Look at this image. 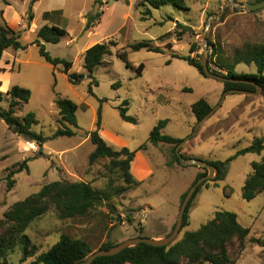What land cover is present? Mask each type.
I'll return each mask as SVG.
<instances>
[{"label":"rangeland","instance_id":"rangeland-1","mask_svg":"<svg viewBox=\"0 0 264 264\" xmlns=\"http://www.w3.org/2000/svg\"><path fill=\"white\" fill-rule=\"evenodd\" d=\"M182 1L183 8L169 4L156 9L144 0H104L101 7H95L96 0H0V26L7 23L16 27L21 32L22 45L27 47L8 49L4 59L8 63L15 61L16 65L8 73L0 72V91L20 86L32 93L29 103L17 109L15 117L23 121L29 112L35 113L39 123L32 127L33 131L51 136L59 128L55 103L59 95L78 105L79 125L76 136L49 140L42 148L44 155L39 157L36 142L27 141L0 120V220L16 202L54 181H86L111 194L107 202L86 217L61 220L56 209L51 208L33 222L25 233L36 247V255L24 264L47 252L62 234L84 240L94 252L107 242L117 245L139 236L159 239L170 234L182 205L181 195L192 186L196 166L175 162L173 145L154 146L149 137L153 128L167 119L164 134L182 140L189 137L198 123L192 105L201 99L218 109L181 148V154L208 162L232 160L224 180L216 186L211 179L197 194L188 213V225L175 242L187 232L199 230L217 211H229L251 229L244 251L237 241L229 247L231 258L235 264H264V192L252 201L243 199V187L253 172L252 164L260 162L264 152L237 156L255 138L264 137V90L258 94L225 96L224 82L204 76L188 61L178 58L191 57L199 63L205 60L213 72L227 74L221 65L233 64L236 53L245 45L264 44V8L245 11L227 0ZM247 1L250 0H234L237 5ZM148 10L151 13L147 20H142ZM100 11L103 13L100 24L87 30V16ZM16 14L21 17L18 21ZM178 23L184 26L178 27ZM46 24L68 32L57 44L43 42L52 57L72 62L68 74L66 65L54 67L40 55L36 41L39 30ZM143 41H150L152 49L161 53L131 49ZM98 43L108 44L109 52L104 65L94 73L99 86H93L92 95L90 79L73 85L69 74H86L83 55ZM123 50L133 68H128L118 56ZM141 64L145 69L139 75L137 68ZM236 72L257 73V67L241 63ZM103 99L106 101L101 102ZM125 100L130 103L128 114L137 119L136 124L124 121L119 114L118 108ZM9 101L4 96L0 107L8 109ZM100 107L102 125L127 142L131 151L141 149L146 158L143 162L138 157L131 164L135 179L134 173L145 174L137 187L127 185L121 170L112 164L110 170L107 158L89 164L95 147L87 137L97 128ZM25 160L28 170L16 174L15 185L9 189L10 170ZM21 260L17 247L8 261L20 264Z\"/></svg>","mask_w":264,"mask_h":264},{"label":"trees","instance_id":"trees-1","mask_svg":"<svg viewBox=\"0 0 264 264\" xmlns=\"http://www.w3.org/2000/svg\"><path fill=\"white\" fill-rule=\"evenodd\" d=\"M36 1V0H34ZM263 0H255L260 2ZM152 7L159 9L162 5H175L183 8L182 0H144ZM104 0H96L95 7H101ZM142 5H145L143 3ZM151 13L150 10L144 13L142 20H147V16ZM46 15L48 14L45 13ZM44 14V15H45ZM103 13L89 14L86 21V29L90 30L100 24L99 19ZM29 18L33 19V14ZM179 26H184L178 23ZM68 35L67 30L56 25H44L38 32V40L36 44L39 47L40 55L46 62L57 67L61 64L66 65V73L70 72L72 62L61 58H54L47 51L44 43H59L62 38ZM21 32L11 28L7 23L5 26H0V62L4 53L8 49L20 50L27 47L22 45ZM117 45V43H114ZM197 44H194L192 49L195 50ZM133 51L147 49L148 51L161 53L159 50H153L150 41H143L131 46ZM217 48H215V51ZM109 52V45L106 43H98L87 49L83 55L84 68L86 74L73 73L69 74V80L73 85L81 84L86 78L91 80L89 93L94 95L93 86H99V82L94 76L98 67L104 65L105 56ZM118 56L126 63L128 68H133L132 63L128 59V53L122 51ZM195 66L201 74L204 75L202 64L191 59V57H178ZM245 64H255L257 73H238L236 66ZM209 65V63H208ZM210 66V65H209ZM227 74H222L225 77L237 80H248L255 82L264 90V44H247L244 49L237 52L235 62L226 66L221 65ZM145 65L141 64L137 68V73L142 75ZM215 73V72H214ZM1 86V82H0ZM117 86H121L120 83ZM237 89L249 92H256L257 87L244 83L225 82V92ZM4 96H7L9 101L8 109L0 107V120H3L10 130L24 137L27 141L36 142L39 145V157L43 156L42 148L49 140L59 137H74L77 135L76 129L79 128L77 111L78 105L70 99L57 96L55 103L58 108L59 124L58 130L51 136H44L33 131L32 127L37 125L36 114L29 112L23 121L15 117L17 109L28 104L32 93L30 90L13 86L7 92L0 91V102ZM105 102L106 99L100 100ZM129 101L125 100L119 109L121 118L130 123H137V119L128 114ZM213 106L206 100L201 99L192 105V111L197 121L202 120L211 110ZM169 120H162L151 131L149 142L154 146L160 143L173 145V159L180 163L179 156L176 153L177 146L183 141L182 139L172 137L163 133V129L168 125ZM102 125V107L98 111L97 128L88 133V137L95 149L89 156V164H95L101 158L110 160L114 168H118L122 172L124 182L131 186L137 187L142 181L135 179L131 172V164L135 160L136 151H131L128 147L116 149L110 145L100 134ZM264 152V137L255 138L252 144L238 152L237 156L246 154H262ZM37 157V158H39ZM184 159L188 157L184 156ZM234 159V158H233ZM232 159L221 162H210L217 170L216 177L211 180L216 186L219 181L224 180L227 176L228 165ZM172 165V163H170ZM195 166V165H193ZM253 172L246 179L243 187V199L246 201L254 200L259 194L264 192V157L260 162L252 164ZM201 169V168H200ZM197 174L193 184L200 178L208 175L205 168ZM201 169V170H202ZM28 170L27 160L22 165L10 170L7 176L8 188L12 189L15 185L13 177ZM210 180L203 183L194 194L191 202L186 210L184 225H188V213L193 204L194 199L200 192L202 187ZM192 184V185H193ZM188 190L181 195L183 203ZM111 198L108 190L96 189L92 183L86 181H54L42 186L41 190L30 195L22 201L16 202L12 208L5 213V218L0 220V264H10L8 257L14 253L17 247H20L22 260L20 264H24L28 259L36 255V247L32 245L30 237L25 233L28 228L38 218L42 217L51 208H55L58 218L61 220L75 219L88 216L96 207L104 204ZM175 227V226H174ZM174 227L172 231L174 230ZM171 231V232H172ZM251 234L249 227L243 226L237 218V215L229 211H217L213 219L204 224L199 230L187 232L183 239L169 246H153L146 243H140L134 247L127 248L114 256H104L97 258L92 264H235L231 258L229 247L238 242L240 250L246 248V241ZM115 244L107 242L103 244L99 250H108ZM264 247V240H263ZM94 253L87 242L80 238L71 237L68 234H62L58 242H56L47 252L41 253L37 258L29 264H85L89 255Z\"/></svg>","mask_w":264,"mask_h":264},{"label":"water","instance_id":"water-1","mask_svg":"<svg viewBox=\"0 0 264 264\" xmlns=\"http://www.w3.org/2000/svg\"><path fill=\"white\" fill-rule=\"evenodd\" d=\"M233 3L238 9H242L245 11H257L260 9L264 8V0L260 2H252V3H243V4H235L234 0H227ZM203 70H204V76L214 78L216 80L222 81V82H232V83H244V84H249V85H254L257 87L256 92H249V91H244V90H237V89H232L226 92L225 96H227L229 93H244V94H258L260 90H263V88L259 85H257L255 82L248 81V80H237V79H231L228 77H225L223 75L214 73L208 63L203 60L201 62ZM218 107H214L202 120L198 121L197 125L194 128V131L192 134L184 139L176 148V153L179 156L180 162L183 166H186L188 164H193L198 167L205 168L209 171V174L200 178L199 180L196 181L195 184H193L190 189L188 190V193L181 205L178 219L176 222V225L174 227V230L168 234L165 237L161 238H149V237H136V238H131L128 240H125L113 247H111L108 250H98L92 254L89 255L87 261L85 264H92L97 258L99 257H104V256H114L122 252L123 250L134 247L140 243H146L149 245L153 246H169L175 243L179 235L181 234V231L183 229L184 225V219H185V214L186 210L188 208L189 203L191 202L194 194L196 193L197 189L206 181L214 179L215 177V172H217L216 168L208 161L200 160V159H195V158H188L184 159L183 155L181 154V148L189 142L195 135L198 133L199 129L203 126V124L209 120L217 111Z\"/></svg>","mask_w":264,"mask_h":264},{"label":"crops","instance_id":"crops-1","mask_svg":"<svg viewBox=\"0 0 264 264\" xmlns=\"http://www.w3.org/2000/svg\"><path fill=\"white\" fill-rule=\"evenodd\" d=\"M253 1H247V2H243V3H252ZM21 17H20V15L19 14H16V19H15V21H18L19 19H20ZM13 25H11V27H12ZM13 29H16V27H12ZM6 53V52H5ZM9 61H6L5 59H4V56H3V58H2V60H1V62H0V72H2V71H4L3 73H8V72H10L11 70H13L12 68H14V66L16 65V63H15V61H13V62H10V63H8ZM7 90H8V87H6V89H3V91L2 92H7ZM100 134H101V136L110 144V145H112V146H114V147H118L119 149H121V148H123V147H127L128 146V143L127 142H125L123 139H121L116 133H112L110 130H108V129H106V127H104V124L101 126V129H100ZM87 138H89V137H87ZM86 138V139H87ZM85 139V140H86ZM90 140V139H89ZM138 157H140V159L144 162V161H146V158H145V156L143 155V152H142V150L141 149H138V150H136V156H135V160H137V158ZM134 163V162H133ZM132 169H133V172H135L134 171V166L132 167ZM200 172H202V170L198 167V166H196V171H195V176H194V180H195V178H196V176H197V174L198 173H200ZM135 174V176H136V178L139 180V181H143L144 179H145V174L144 173H142V175L141 176H139V175H137L136 173H134ZM193 180V181H194ZM193 181H192V183H193Z\"/></svg>","mask_w":264,"mask_h":264}]
</instances>
